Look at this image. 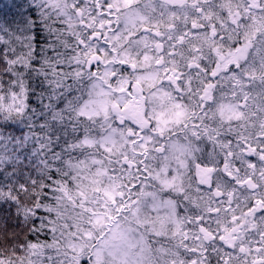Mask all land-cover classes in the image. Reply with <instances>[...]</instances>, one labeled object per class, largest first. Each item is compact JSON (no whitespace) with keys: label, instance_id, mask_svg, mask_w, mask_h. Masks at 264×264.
Segmentation results:
<instances>
[{"label":"snow or ice","instance_id":"obj_1","mask_svg":"<svg viewBox=\"0 0 264 264\" xmlns=\"http://www.w3.org/2000/svg\"><path fill=\"white\" fill-rule=\"evenodd\" d=\"M0 264H264V0H0Z\"/></svg>","mask_w":264,"mask_h":264}]
</instances>
